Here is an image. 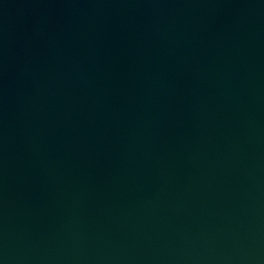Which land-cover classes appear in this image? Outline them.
Here are the masks:
<instances>
[{"label":"water","instance_id":"1","mask_svg":"<svg viewBox=\"0 0 264 264\" xmlns=\"http://www.w3.org/2000/svg\"><path fill=\"white\" fill-rule=\"evenodd\" d=\"M0 264H264V0H0Z\"/></svg>","mask_w":264,"mask_h":264}]
</instances>
